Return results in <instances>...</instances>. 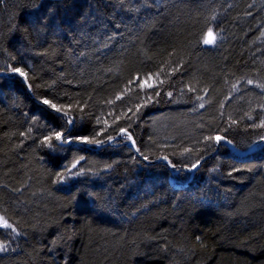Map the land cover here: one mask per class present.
I'll list each match as a JSON object with an SVG mask.
<instances>
[{
    "label": "trees",
    "instance_id": "obj_1",
    "mask_svg": "<svg viewBox=\"0 0 264 264\" xmlns=\"http://www.w3.org/2000/svg\"><path fill=\"white\" fill-rule=\"evenodd\" d=\"M0 73V264H264V0H0Z\"/></svg>",
    "mask_w": 264,
    "mask_h": 264
},
{
    "label": "water",
    "instance_id": "obj_2",
    "mask_svg": "<svg viewBox=\"0 0 264 264\" xmlns=\"http://www.w3.org/2000/svg\"><path fill=\"white\" fill-rule=\"evenodd\" d=\"M11 74H12V75H13V74H14V75H18L22 80H24V83H25V85H26V87H27V90H28V92L31 94L30 87H29V84H28V82H27L25 76H21V75L19 74V72H16V71H15V72H12ZM11 74H2V73H0V77H8V76L11 75ZM220 141H224V142L226 143V145L232 149L230 143H228L226 140H224V139H220V140H218V142H220ZM263 143H264V141H260V142L256 143L255 145H253L252 147H250V148H249L246 152H244V153H237V152H236V155H237V156H240V157L247 156V155H249V154L253 151V149H254L255 147H257V146H259L260 144H263ZM110 145H112V142H109V143L106 144V145H100V146L97 147V149H103V148H105L106 146H110ZM128 147L132 148V149L134 150L135 153H138L137 148H136V145H135L134 143H129V144H128ZM146 164H147V161H146ZM152 164H155V163H152ZM199 164H201V163H199ZM1 227L3 228V226H1Z\"/></svg>",
    "mask_w": 264,
    "mask_h": 264
},
{
    "label": "snow or ice",
    "instance_id": "obj_3",
    "mask_svg": "<svg viewBox=\"0 0 264 264\" xmlns=\"http://www.w3.org/2000/svg\"><path fill=\"white\" fill-rule=\"evenodd\" d=\"M208 35H209V36H212L211 31H209ZM204 42H205V43H209L210 41H209L208 39H205ZM14 71L19 72V74H20L21 76H25V73H23V72L20 71L19 69H14ZM44 103H48V101L45 100ZM53 107H55V105H53ZM57 111H59V109H57ZM56 139H57V140H62L63 138H62L61 134L57 133V134H56ZM217 139H219V138H217ZM63 142H69V141L64 140ZM0 226L6 227V228H7V227H10V225L7 224V222L4 221L2 218H0ZM0 250H2V246H0Z\"/></svg>",
    "mask_w": 264,
    "mask_h": 264
},
{
    "label": "bare ground",
    "instance_id": "obj_4",
    "mask_svg": "<svg viewBox=\"0 0 264 264\" xmlns=\"http://www.w3.org/2000/svg\"><path fill=\"white\" fill-rule=\"evenodd\" d=\"M210 37H211V36H208V40L210 41L208 44H211V42H212V38H210ZM23 81H24V80H23ZM62 138H63V137H62ZM130 143H134V144H135V142H134V140H133L132 138H131V142H130ZM67 144H70V142L67 143ZM128 144H129V143H128ZM128 144H127V146H128ZM255 144H256V143H255ZM255 144H254V145H255ZM230 145H231V144H230ZM252 146H253V145H252ZM252 146H251V147H252ZM87 147H89V146H87ZM97 147H98V146H97ZM97 147H96V148H97ZM231 147H232V146H231ZM257 147H258V146H257ZM229 148H230V147H229ZM255 148H256V147H255ZM255 148H254V149H255ZM230 149H231V148H230ZM254 149H253V150H254ZM231 150L234 151L233 147H232ZM234 153L236 154L235 151H234ZM160 162H162V161H161V160H157V161L152 162V163H155V164H152V163H151V164H152V165H156V164H159ZM163 163L166 164V165H168L167 162H163ZM152 165H151V166H152ZM200 166H201L200 164H197L196 166L189 168L188 171H190V172L195 171V170H197ZM4 228H5V227L2 228V227L0 226V229H4Z\"/></svg>",
    "mask_w": 264,
    "mask_h": 264
},
{
    "label": "rangeland",
    "instance_id": "obj_5",
    "mask_svg": "<svg viewBox=\"0 0 264 264\" xmlns=\"http://www.w3.org/2000/svg\"><path fill=\"white\" fill-rule=\"evenodd\" d=\"M210 38H212V37H210ZM144 161H145V163H146V160H144ZM147 165L151 166L152 164H151L150 162L147 161Z\"/></svg>",
    "mask_w": 264,
    "mask_h": 264
},
{
    "label": "flooded vegetation",
    "instance_id": "obj_6",
    "mask_svg": "<svg viewBox=\"0 0 264 264\" xmlns=\"http://www.w3.org/2000/svg\"><path fill=\"white\" fill-rule=\"evenodd\" d=\"M53 1V0H52Z\"/></svg>",
    "mask_w": 264,
    "mask_h": 264
}]
</instances>
